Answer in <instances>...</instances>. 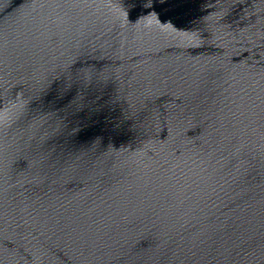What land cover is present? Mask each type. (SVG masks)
Listing matches in <instances>:
<instances>
[{
	"label": "water",
	"instance_id": "water-1",
	"mask_svg": "<svg viewBox=\"0 0 264 264\" xmlns=\"http://www.w3.org/2000/svg\"><path fill=\"white\" fill-rule=\"evenodd\" d=\"M264 60V0H0V264H155Z\"/></svg>",
	"mask_w": 264,
	"mask_h": 264
}]
</instances>
